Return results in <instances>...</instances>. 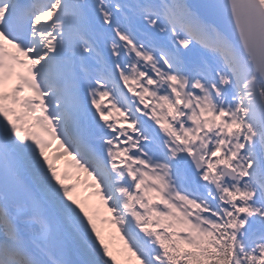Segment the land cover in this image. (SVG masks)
<instances>
[{"label": "snow or ice", "instance_id": "6c2138e0", "mask_svg": "<svg viewBox=\"0 0 264 264\" xmlns=\"http://www.w3.org/2000/svg\"><path fill=\"white\" fill-rule=\"evenodd\" d=\"M0 264H264V0H0Z\"/></svg>", "mask_w": 264, "mask_h": 264}, {"label": "rangeland", "instance_id": "374dc122", "mask_svg": "<svg viewBox=\"0 0 264 264\" xmlns=\"http://www.w3.org/2000/svg\"><path fill=\"white\" fill-rule=\"evenodd\" d=\"M95 202L98 204L97 200H95ZM101 209H102V207H100V211H102V213H106L105 211H103ZM98 217H97V221L100 220V218H98ZM104 217H105V215H104ZM106 217H108V215H106ZM103 225H105V224L101 223V228L103 227ZM111 228H112V232L111 233H108L104 229H101V232H102V235H104L106 242L109 243L110 248L114 252L118 253L119 250L122 249V247H123V242L120 240L119 235L116 233L115 229L113 227H111Z\"/></svg>", "mask_w": 264, "mask_h": 264}, {"label": "bare ground", "instance_id": "6f19581e", "mask_svg": "<svg viewBox=\"0 0 264 264\" xmlns=\"http://www.w3.org/2000/svg\"><path fill=\"white\" fill-rule=\"evenodd\" d=\"M90 199L92 200V197Z\"/></svg>", "mask_w": 264, "mask_h": 264}]
</instances>
